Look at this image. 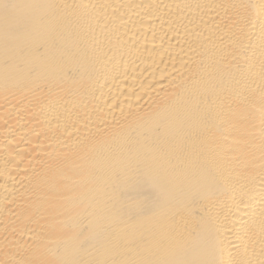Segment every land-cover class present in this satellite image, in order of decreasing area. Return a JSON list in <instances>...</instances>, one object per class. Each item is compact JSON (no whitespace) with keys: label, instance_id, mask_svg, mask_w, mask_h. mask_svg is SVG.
<instances>
[{"label":"bare ground","instance_id":"bare-ground-1","mask_svg":"<svg viewBox=\"0 0 264 264\" xmlns=\"http://www.w3.org/2000/svg\"><path fill=\"white\" fill-rule=\"evenodd\" d=\"M0 264H264V0H0Z\"/></svg>","mask_w":264,"mask_h":264}]
</instances>
